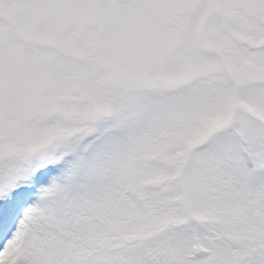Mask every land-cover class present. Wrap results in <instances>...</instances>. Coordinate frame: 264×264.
Masks as SVG:
<instances>
[{
    "label": "snow or ice",
    "instance_id": "1",
    "mask_svg": "<svg viewBox=\"0 0 264 264\" xmlns=\"http://www.w3.org/2000/svg\"><path fill=\"white\" fill-rule=\"evenodd\" d=\"M0 264H264V0H0Z\"/></svg>",
    "mask_w": 264,
    "mask_h": 264
}]
</instances>
